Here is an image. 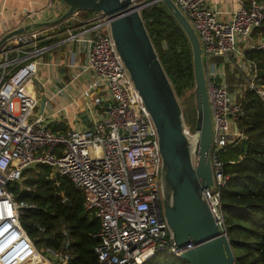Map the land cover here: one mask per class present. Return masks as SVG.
I'll return each mask as SVG.
<instances>
[{"label": "built area", "instance_id": "2783aa9c", "mask_svg": "<svg viewBox=\"0 0 264 264\" xmlns=\"http://www.w3.org/2000/svg\"><path fill=\"white\" fill-rule=\"evenodd\" d=\"M173 1L202 43L213 121L209 154L213 185L204 195L226 232L220 187L228 176L221 154L229 142L243 137L237 125L246 114L242 95L253 90L264 101L258 62L245 55L249 48L264 47V38L252 34L264 24V0H241L228 20L220 18L206 0ZM71 21L62 29L67 40L80 38L87 44L84 61L73 59L69 67L74 70L72 79L87 78L81 96L90 126L85 122L66 131L51 130L47 117L37 111L39 97L25 88L38 72L41 55L54 46L43 41L56 36L55 27L62 23L24 30L0 45V264L45 260L20 221L24 208L35 204L17 199L11 190L14 184H22L24 170L36 164L50 165L52 176H66L82 190L85 209L100 223L93 234L99 239L94 264H143L160 250L177 255L181 249L163 211L157 131L116 49L108 16L95 11L80 17L79 10ZM228 67L240 79L233 85ZM186 134L194 137L195 126L192 129L186 122ZM35 228L44 233L42 226L35 224ZM44 250L52 264L71 256L66 249L45 246Z\"/></svg>", "mask_w": 264, "mask_h": 264}, {"label": "trees", "instance_id": "16d2710c", "mask_svg": "<svg viewBox=\"0 0 264 264\" xmlns=\"http://www.w3.org/2000/svg\"><path fill=\"white\" fill-rule=\"evenodd\" d=\"M81 12L89 15L95 11ZM141 14L176 95L190 101L193 99L194 71L192 49L185 32L161 2L143 7ZM67 24L64 22L61 25ZM252 34L254 38H264V24ZM51 41L49 39L43 43ZM245 55L257 60L264 82V47L249 48ZM233 73L230 72V77ZM229 80L240 81L236 76ZM241 100L245 104L246 114L238 120L237 125L243 137L229 142L221 154L223 171L228 177L220 187V212L236 263L264 264V101L253 90H247ZM183 110L186 121L188 115L192 116L190 121L193 124L190 126L193 129L195 108L190 109L191 112ZM49 127L53 131L70 129L59 121L49 122ZM24 174L26 176L22 183L29 188L16 183L11 190L17 199L35 204L34 207L24 208L20 217L28 235L33 240L50 235L44 239L46 247L70 252L67 261H57V264L96 263L99 239L93 234L100 223L93 213L85 209L82 190L66 176H52V167L47 164L28 167ZM64 198L69 200L70 205L63 201ZM35 224L44 228L42 235L36 231ZM33 260H37L36 256ZM40 262L37 260L36 264ZM143 264L188 262L160 250Z\"/></svg>", "mask_w": 264, "mask_h": 264}, {"label": "water", "instance_id": "95a60500", "mask_svg": "<svg viewBox=\"0 0 264 264\" xmlns=\"http://www.w3.org/2000/svg\"><path fill=\"white\" fill-rule=\"evenodd\" d=\"M66 9L45 21L28 23L9 31L0 45L16 33L36 27L70 23L79 10L100 11L108 16L116 49L151 115L162 156L160 189L163 211L174 241L181 251L175 255L188 264H237L227 232L220 229L215 212L204 195L213 185L209 160L213 121L209 106L202 43L197 32L173 0H61ZM161 2L185 32L192 49L195 135L186 134L183 108L145 26L141 9ZM45 99H41L43 110ZM107 102L105 106H107ZM88 125L91 122L82 113ZM65 203L70 205L69 200ZM48 236L35 238L37 243ZM191 247H187V245ZM56 264V263H55Z\"/></svg>", "mask_w": 264, "mask_h": 264}, {"label": "crops", "instance_id": "0c3cea01", "mask_svg": "<svg viewBox=\"0 0 264 264\" xmlns=\"http://www.w3.org/2000/svg\"><path fill=\"white\" fill-rule=\"evenodd\" d=\"M241 0H206V4L215 9L219 17L222 19H230L231 13L240 5ZM53 3V4H52ZM66 4L61 0H0V39L9 31L36 21H45L60 15L65 9ZM32 10L33 13L28 15L26 11ZM83 15L80 10V17ZM71 24L76 26V20L72 19ZM69 25V23L67 24ZM45 27V26H44ZM41 27V28H44ZM56 28V36L47 38L52 39L48 44H54L51 50L56 49L60 44H63L70 52L69 61L59 58L55 52L45 56V60L39 65L37 74L25 85V88L30 93H35L40 101L37 111L43 113L47 117V122L59 121L64 122L68 127H79L85 122L82 113L83 97L81 96L82 89L86 77H78L72 79L74 70L69 67V63L75 59L76 62L81 63L85 59L86 42L80 38L67 40L68 34L62 29L64 26ZM47 36V35H45ZM235 71L227 68L228 80L230 72ZM80 79V88L77 92L75 81ZM230 81L233 85L234 81ZM57 90H60L58 93ZM45 97L44 108L41 110V99ZM78 113L79 117H76ZM83 122V123H82Z\"/></svg>", "mask_w": 264, "mask_h": 264}, {"label": "rangeland", "instance_id": "374dc122", "mask_svg": "<svg viewBox=\"0 0 264 264\" xmlns=\"http://www.w3.org/2000/svg\"><path fill=\"white\" fill-rule=\"evenodd\" d=\"M140 1H144V0H140ZM148 6V5H147ZM66 6L64 5V8H65ZM86 13H87V11H86ZM89 13V12H88ZM36 28H39V27H36ZM40 29V28H39ZM255 37V36H254ZM70 52H73L74 51V49L73 48H71L70 50H69ZM69 51H68V49L63 45V44H60L56 49H53V50H48L47 52H45V53H43L42 55H41V60L43 61V60H45V56H47L48 54H50V53H53V52H55V54H57L58 55V57L59 58H63L64 60H66V61H69V60H71L70 59V54H69ZM79 85H80V79H78V80H76L75 81V86H76V88H77V92H79V90H80V88H78L79 87ZM190 93V91H188V94ZM178 97V99H179V102H180V104H181V106H182V108L183 109H185L186 111H190L191 112V110L190 109H192V108H195V111H196V106H195V98H194V89H193V99H190V101H185V97H179V96H177ZM184 111V110H183ZM34 112H36V110H34ZM185 116V115H184ZM190 119H192V116H190V115H188V121H186L189 125H191V124H193V121H190ZM186 120V119H185ZM21 186H24V184L22 183L21 184ZM45 241L44 240H41V241H39L38 243H37V248H39L40 249V251L41 252H43L44 253V255H46L45 256V260L44 261H41V262H47V264H52L51 262H50V258H51V255L49 254V252H47V253H45V250H44V248H45V243H44ZM43 255V256H44ZM52 262H54V261H52ZM39 264H44V263H39Z\"/></svg>", "mask_w": 264, "mask_h": 264}, {"label": "bare ground", "instance_id": "6f19581e", "mask_svg": "<svg viewBox=\"0 0 264 264\" xmlns=\"http://www.w3.org/2000/svg\"><path fill=\"white\" fill-rule=\"evenodd\" d=\"M36 256V255H35Z\"/></svg>", "mask_w": 264, "mask_h": 264}]
</instances>
